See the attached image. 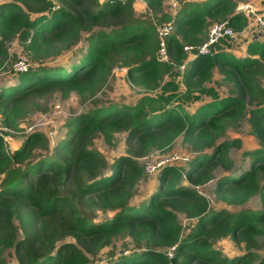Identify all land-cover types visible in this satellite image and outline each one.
<instances>
[{
	"label": "trees",
	"instance_id": "16d2710c",
	"mask_svg": "<svg viewBox=\"0 0 264 264\" xmlns=\"http://www.w3.org/2000/svg\"><path fill=\"white\" fill-rule=\"evenodd\" d=\"M143 1L148 11L139 15L135 0H0V73L13 41L33 62L15 70V83L0 86L6 125L54 90L94 96L116 67L136 86L160 89L134 105L109 103L81 113L50 154L35 153L48 147L41 132L10 150L0 133V264H90L124 236L135 249L109 264H264L258 251L264 239V39L250 41L245 55L233 53L230 37L200 53L212 23L228 19L235 31L248 25L236 0H179L174 14L165 10L169 0ZM166 23L174 29L163 59L158 27ZM83 40L84 49L68 64L46 62ZM222 84L226 95L217 87ZM203 95L208 101L193 110L184 106ZM245 120L260 147L245 152L251 162L242 169L229 156L240 140L221 138ZM123 132L128 154L109 164L91 143L102 136L113 145ZM179 137L191 151L186 164L164 163L156 188L134 205L145 172L140 159L169 150ZM218 169L225 173L217 178ZM213 180L215 199L243 206L259 194L263 210L211 208L198 187ZM98 211L113 215L96 221ZM181 214L194 221L188 229ZM225 238L242 253L216 248Z\"/></svg>",
	"mask_w": 264,
	"mask_h": 264
},
{
	"label": "rangeland",
	"instance_id": "374dc122",
	"mask_svg": "<svg viewBox=\"0 0 264 264\" xmlns=\"http://www.w3.org/2000/svg\"><path fill=\"white\" fill-rule=\"evenodd\" d=\"M196 2H202L203 0H190ZM238 3V10L242 11L249 18L248 25L243 31H235L233 37H230L229 43L233 48V53L236 56L246 54V46L253 39H264V34L259 30L258 26L254 22V14L262 12L264 10V0H236ZM136 13L143 15L147 13L148 9L143 0H135L134 3ZM165 10L168 12L174 11L173 5L169 1H166ZM86 42L83 40L74 47V51L65 53L61 57H57L52 60L46 61L52 65L56 63L68 64L69 60L75 57V53L80 51ZM10 57L7 67L0 73V86L13 84L16 81L15 70L25 67L27 64H33L29 54L23 47V44L18 40L13 41L9 45ZM183 68V67H182ZM218 77V74L216 75ZM213 85V83H212ZM264 85V79H263ZM221 95H226L228 92V86L222 84L217 86ZM184 89L183 85L181 86ZM160 92V89L149 92L143 88L136 86L132 83L127 75L125 68L116 67L110 74L107 83L94 95L81 97L76 92H71L68 96H63L59 90H54L51 93L42 97H35L33 104L28 108L26 114L16 120V124L8 126L5 124L4 116L0 114V133L4 135L6 140L7 149L16 148L33 132H41L48 139V147L40 146L35 150L36 155L50 154L55 145L67 135L69 121L76 116L86 111L92 110L97 106L108 105L109 103H118L119 105H134L144 95H155ZM208 97L203 95L201 99L194 102L185 103V107H190L193 110L196 106H199L206 101ZM127 133L116 134V139L113 145L108 144L102 136H97L93 139L91 146L99 150L109 164H112L116 159L122 155H127ZM235 140L239 139V144H234L229 152L230 158L235 162L237 168L247 169L251 162V157L245 155V152L252 151L260 147V141L251 133V126L248 120L238 127H231L227 130L225 136L221 140ZM190 148L183 142L182 137H179L174 142L173 146L169 150H153L148 155L140 159L141 164L146 160H152L155 163H161L162 161H169L166 163H184L186 164L187 157L190 155ZM158 173H146L137 187V192L132 198V203L137 205L156 188ZM223 169L216 171L217 178L224 174ZM216 180L198 187V189L205 193L211 202V208H226L229 210H236L243 207L263 210L261 204V198L259 194L252 197L243 206L228 205L222 201L214 198L211 192L215 186ZM113 215L112 211H98L95 215L96 221H102ZM181 221L185 228L188 229L193 223L184 215H180ZM72 240V238H68ZM215 247L222 250L223 253L231 255L234 253H242L244 248L238 247L230 238L220 240L215 244ZM135 249V245L131 238L128 236L119 237L115 239L111 246L103 248L99 254L92 258L90 264H109V262L116 255L121 253H129ZM259 252L264 253V239H261ZM114 254V255H113Z\"/></svg>",
	"mask_w": 264,
	"mask_h": 264
},
{
	"label": "built area",
	"instance_id": "2783aa9c",
	"mask_svg": "<svg viewBox=\"0 0 264 264\" xmlns=\"http://www.w3.org/2000/svg\"><path fill=\"white\" fill-rule=\"evenodd\" d=\"M170 3L173 5L174 11L179 6V0H170ZM254 22L258 26L259 30L264 34V10L262 12H258L254 14ZM173 29L174 27L172 23H166L163 26L158 27V34H159V37L161 38L160 54L163 59L166 58L165 39L168 36V34L173 31ZM234 34H235V30L233 29L228 19L214 22L209 27L208 36H207L206 41L203 42L200 46H198V50L200 51V53H209L211 51V47L214 44H216L222 39L233 37ZM193 48L194 47L192 45L185 46V49L188 51H192ZM21 69H24V66L21 67ZM166 162H169V161H162L161 163H155L152 160H146L143 163L144 170L146 173H150V174L157 172L158 170H160L162 165Z\"/></svg>",
	"mask_w": 264,
	"mask_h": 264
},
{
	"label": "crops",
	"instance_id": "0c3cea01",
	"mask_svg": "<svg viewBox=\"0 0 264 264\" xmlns=\"http://www.w3.org/2000/svg\"><path fill=\"white\" fill-rule=\"evenodd\" d=\"M204 1V0H203ZM249 44V43H248ZM247 47V46H246ZM236 55V54H235Z\"/></svg>",
	"mask_w": 264,
	"mask_h": 264
}]
</instances>
